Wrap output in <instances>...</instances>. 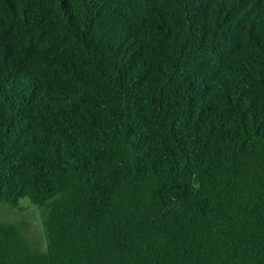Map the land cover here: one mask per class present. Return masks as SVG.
Returning a JSON list of instances; mask_svg holds the SVG:
<instances>
[{
    "label": "trees",
    "instance_id": "trees-1",
    "mask_svg": "<svg viewBox=\"0 0 264 264\" xmlns=\"http://www.w3.org/2000/svg\"><path fill=\"white\" fill-rule=\"evenodd\" d=\"M0 264H264V0H0ZM27 203V204H29Z\"/></svg>",
    "mask_w": 264,
    "mask_h": 264
},
{
    "label": "rangeland",
    "instance_id": "rangeland-1",
    "mask_svg": "<svg viewBox=\"0 0 264 264\" xmlns=\"http://www.w3.org/2000/svg\"><path fill=\"white\" fill-rule=\"evenodd\" d=\"M21 203L27 207L19 210L7 203H0V221L9 222L19 227L33 249L45 251L46 241L42 226L44 212L42 209L35 208L26 199L22 200Z\"/></svg>",
    "mask_w": 264,
    "mask_h": 264
}]
</instances>
